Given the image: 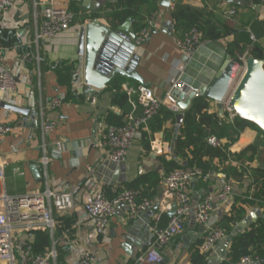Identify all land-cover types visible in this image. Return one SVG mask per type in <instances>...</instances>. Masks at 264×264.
Instances as JSON below:
<instances>
[{"label": "crops", "instance_id": "0c3cea01", "mask_svg": "<svg viewBox=\"0 0 264 264\" xmlns=\"http://www.w3.org/2000/svg\"><path fill=\"white\" fill-rule=\"evenodd\" d=\"M93 1L95 11L84 9L81 2L74 0L81 14L87 16L86 21L82 23L78 19L68 31L49 40L37 39L43 17L42 9L36 8L33 0H17L15 7L0 12V74L4 69H9L14 73L17 82L16 93H0V126L8 125L12 128L11 133L0 142V163L5 166V180L0 181V214L5 209V195L15 198L44 193L47 190L72 193L76 200L72 211H53V217L58 224L54 230L19 229L14 234V239L28 243L34 254L33 232L48 231L50 244L39 255L55 251L53 264H78L86 252L95 257V264H133L153 242L152 227L160 212V207L155 211L154 206L157 201L161 202L166 191L167 174L163 159L170 161L174 158V142L180 133L186 110L179 113L184 115L181 123L177 120L179 114H176L175 121L169 120L162 127L155 124V117L149 121L143 130L148 134L149 150H146L142 136L134 142L127 162L123 165H113L108 160V150L101 148L98 143L103 141L104 132L109 127L118 126L119 120L126 124L129 115L140 117L143 114L142 107L137 104L138 96L134 94L129 97L125 87L136 89L140 85H146L156 98L164 99L169 83L176 74L175 64L182 63L186 65V81L201 89L213 82L228 58L237 59L240 55L237 54L235 58L229 50L234 32L204 41L196 53L187 58L176 45L179 34L176 31L174 11L177 6L207 10L213 13L214 23L219 27L221 22L231 21L236 33L245 31L250 34L252 45L248 52L256 48L259 55H264V0H243L245 7L220 0H175L170 7H165L161 5L163 0H146L137 20L130 18L132 22L126 29L122 28H125L129 19L122 24H116L102 12L108 4H114L115 0ZM251 5L257 6L256 9ZM231 8L237 9V15L233 19H227L224 11ZM96 19L114 31L122 30L124 35H129L128 31H134L138 36L144 30L148 31V35L152 30L156 32L145 46L136 50L139 63L135 71L143 83L117 77L106 90L98 91L95 96L79 93L84 87V62L78 56L79 32L83 25ZM61 62L75 65L76 78L72 85V98L67 95V87L60 85L55 70V66ZM241 73L242 71L238 77ZM118 91L127 95L126 105L121 106L117 101ZM57 96H65L66 100L61 108L51 110L50 103ZM208 105L209 114L223 116L217 102L208 99ZM8 106L26 109L28 112L17 113L8 109ZM46 122L56 125L48 136H44L42 130ZM220 141L221 146L231 143L227 137ZM58 143L63 147L62 156L51 158L48 165L43 166L42 159L45 155L49 156ZM252 145L258 147V153L252 164H246L249 169L264 166V134L255 127H247L229 147L231 153L238 154ZM178 160L183 163L179 158ZM231 163L236 167L241 165L237 162ZM229 164L230 162H226L220 165L219 161H214L217 169L195 180L190 188L192 202L196 204L209 195L221 192L227 182L234 183V200L217 202L213 211L215 221L222 227L227 226V219L237 200L256 199L253 189H248L253 185L251 172L248 171L241 181H237L225 173ZM34 165L39 170V177L32 170ZM150 174H158L162 178L159 183L148 181L140 187V199L151 201V208L136 219H131L126 208L119 207L117 216L107 231L99 235L93 222L87 217L84 208L86 200L98 193L114 199L124 191L134 190L133 186ZM257 203L264 207V201ZM244 208L247 215L255 210L260 211V214L257 221H252L250 227L243 229L240 234L264 218V208L258 205H244ZM61 218H65L66 226L60 221ZM170 218L168 214L163 215L159 227H167ZM204 236L205 229L195 221L194 215L189 216L185 231L163 250L164 264H193L197 247ZM229 249L230 247L227 249V256ZM17 262L25 264V258L19 253ZM253 264L261 263L258 260Z\"/></svg>", "mask_w": 264, "mask_h": 264}, {"label": "built area", "instance_id": "2783aa9c", "mask_svg": "<svg viewBox=\"0 0 264 264\" xmlns=\"http://www.w3.org/2000/svg\"><path fill=\"white\" fill-rule=\"evenodd\" d=\"M74 0H33L36 8L42 9L43 22L38 40L54 39L60 34L68 31L75 21V15L70 10V4ZM17 0H0V12H6L15 7ZM173 9V7H172ZM237 15V9L231 8L224 11L227 19H233ZM148 37V31L144 30L137 38L140 44ZM202 33L193 27L183 38L176 40L177 47L187 57L191 58L202 45ZM250 53L247 51L238 55L237 61L244 68L245 62ZM176 74L169 83L168 91L164 99L154 96L152 90L146 85H140L136 89L125 87L129 97L137 95V104L142 107L143 114L135 117L133 114L127 118V123L122 126H111L103 135V141L98 143L101 148L108 150V160L115 165H123L127 162L128 154L134 142L143 136V130L148 126L159 111L167 106L175 114L182 109L178 105L179 96L187 97L191 93H197L200 97V89L193 87L185 79L186 65L175 64ZM17 91L16 77L9 69H4L0 74V93L12 95ZM177 94V95H176ZM66 100L65 96H57L50 103L51 110L62 107ZM230 94L221 102L223 116L228 122L233 123L238 115L229 105ZM218 104V103H217ZM55 123L46 122L43 124V135L48 136L54 129ZM12 131L8 125L0 126V142L3 141ZM213 147H221V141L216 137L209 139ZM63 147L56 144L49 156L42 159L43 166H47L51 158H60ZM205 176L204 171L199 167H185L175 169L167 174L165 178L166 191L160 202V212L155 217L152 227L153 242L143 251L133 264H164L163 250L172 240L182 234L186 228V221L189 216L194 215L195 221L205 228V236L197 247L201 255L211 257L218 245L227 236V229L219 226L213 217V211L217 202H225L231 195H234V183L227 182L222 191L218 194L209 195L205 200L194 204L190 196L192 183ZM5 180V166L0 163V181ZM5 209L0 214V264H18L17 253L25 258V264H53L56 252H49L47 255H34L32 247L21 240L14 239V234L19 229L33 231L40 228L54 230L56 221L53 211L58 213L70 212L75 207V196L70 192H59L47 190L44 193H35L23 197L4 196ZM177 204V213L170 218L165 228H160L159 223L163 215L173 209ZM152 202L141 200L140 194L135 190H127L114 199L107 198L103 193L88 198L84 204L87 217L93 222L96 232L104 234L113 219L117 216L118 208L124 206L131 219H136L151 208ZM259 257L245 256L234 264H253ZM78 264H95V257L84 253Z\"/></svg>", "mask_w": 264, "mask_h": 264}, {"label": "trees", "instance_id": "16d2710c", "mask_svg": "<svg viewBox=\"0 0 264 264\" xmlns=\"http://www.w3.org/2000/svg\"><path fill=\"white\" fill-rule=\"evenodd\" d=\"M146 0H115L114 4H108L103 9L104 16L111 18L116 24H122L130 18L137 20L141 7L145 4ZM70 10L75 15V21L81 19V22H85L87 16H84L80 12L76 2H72ZM213 13L204 9H196L188 6H177L174 11V19L177 23L176 31L179 34V38L190 31L193 27H196L202 33V42L207 40L218 39L224 35H229L235 32L234 39L229 43V50L233 57L236 58L237 54H243L249 50V46L252 45L250 34L244 32L236 33L233 29L231 21H223L220 27L214 23L212 18ZM250 55L259 59H264V55H259L256 48L249 51ZM59 83L62 86L67 87V95L69 98L74 97L72 92V85L75 81V65L74 63L61 62L55 66ZM117 101L121 106L128 103V97L125 93L118 91ZM208 99L205 96L197 97L193 100L190 108L185 111V118L183 125L180 128V133L176 137L173 147V157L179 158L183 163H178L175 158L167 161L163 159L165 165V172L169 174L175 169L185 168L183 166L186 163V167H199L204 171L205 176L214 172L217 167L214 165V161H219V164L230 162L226 167L225 173L229 177L235 178L237 181H241L244 176L251 172L250 176L253 179V185L248 189H253L255 192V198L237 200L231 210L230 216L227 219V232L230 234L233 227L239 222L244 220L247 215V207L263 205L257 203V201H264V166L249 169V164H252L258 153V147L255 145L249 146L238 154H233L229 151L230 145L235 141L236 137L243 132L247 127L256 126L250 124L247 121L237 118L233 123L227 121L226 116L220 117L218 114H209L208 112ZM155 124L162 127L163 124L169 120L175 121L176 114L172 112L167 106H164L159 113L155 116ZM121 120L118 122V126H122ZM155 128V127H154ZM159 127H157V128ZM258 129V128H257ZM144 133V131H143ZM262 133V132H261ZM216 137L217 139L229 138L231 143L226 146L213 147L209 144V139ZM143 140L146 150H149V138L148 134H143ZM231 162H237L240 167L233 166ZM246 164L248 165L246 167ZM161 177L158 174H150L144 176L140 182H138L132 189L142 194L141 185L148 183V181H155L159 183ZM250 191V190H249ZM60 221L66 226L65 218H61ZM56 223V227H57ZM219 226H222L219 224ZM34 243L33 251L34 255L43 254L45 249L50 244V237L48 231H35L33 232ZM257 256L259 262L264 264V218L261 219L256 225L252 226L248 231L236 236L230 245L227 260L223 264H234L245 256ZM62 261V260H61ZM60 263V259L58 261ZM208 256L196 253L193 264H207Z\"/></svg>", "mask_w": 264, "mask_h": 264}, {"label": "water", "instance_id": "95a60500", "mask_svg": "<svg viewBox=\"0 0 264 264\" xmlns=\"http://www.w3.org/2000/svg\"><path fill=\"white\" fill-rule=\"evenodd\" d=\"M82 3L84 9L96 10L93 0H77ZM175 0H163L161 5L170 7ZM238 7H245L243 0H220ZM256 9L257 6L251 5ZM132 22L131 19L125 24V28ZM122 30L114 31L111 27L100 23L98 19L83 25L79 32L78 56L84 62V87L80 94L95 96L97 92L107 89L117 77L133 79L143 83L142 78L135 69L139 63L136 50L145 46L156 33L152 30L148 37L137 44L138 35L134 31H128L129 35L121 33ZM242 71L240 77L239 73ZM230 94L229 105L235 110L238 118L256 126L264 134V60L249 55L244 68L236 59L228 58L221 70L209 86L200 89V95L218 103V108L223 115L221 102ZM177 95V94H176ZM178 105L182 110H187L197 93H191L187 97L178 95ZM8 109L21 114H27L26 109L8 106ZM184 115H177V120L181 123ZM175 158V157H174ZM177 162L179 160L175 158ZM180 163V162H179ZM115 165V164H113ZM186 167V163L183 164ZM36 177L40 176L36 165L32 167ZM232 201L234 195L229 197ZM160 201H157L154 210L158 211ZM177 213V204H173V209L168 213L169 217H174ZM260 211L255 210L247 215L244 220L238 223L230 235L216 248L215 255H212L207 264H222L227 258V249L232 240L238 236L243 229H248L252 221H257ZM203 230L205 229L202 226Z\"/></svg>", "mask_w": 264, "mask_h": 264}]
</instances>
